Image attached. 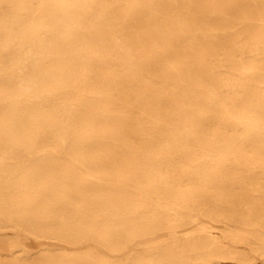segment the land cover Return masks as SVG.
<instances>
[{
	"label": "bare ground",
	"instance_id": "6f19581e",
	"mask_svg": "<svg viewBox=\"0 0 264 264\" xmlns=\"http://www.w3.org/2000/svg\"><path fill=\"white\" fill-rule=\"evenodd\" d=\"M7 233L0 264L264 258V0H0Z\"/></svg>",
	"mask_w": 264,
	"mask_h": 264
},
{
	"label": "rangeland",
	"instance_id": "374dc122",
	"mask_svg": "<svg viewBox=\"0 0 264 264\" xmlns=\"http://www.w3.org/2000/svg\"><path fill=\"white\" fill-rule=\"evenodd\" d=\"M15 239H16L15 237H13L12 235H9L8 233L3 234L2 236H0V247L10 246ZM52 243L53 242L49 244L54 245V243L53 244ZM21 247L23 248V250L29 251V250H32L35 247V245L32 239H26L24 241V244ZM92 247L93 246L89 244L85 245V248L88 250ZM251 259L252 260L249 264H264V258H258L256 256H252Z\"/></svg>",
	"mask_w": 264,
	"mask_h": 264
}]
</instances>
